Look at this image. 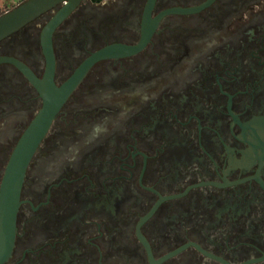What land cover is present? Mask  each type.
Segmentation results:
<instances>
[{"label": "flooded vegetation", "instance_id": "1", "mask_svg": "<svg viewBox=\"0 0 264 264\" xmlns=\"http://www.w3.org/2000/svg\"><path fill=\"white\" fill-rule=\"evenodd\" d=\"M150 0H84L52 37L60 89L135 47ZM147 44L95 62L26 170L3 264H264V0H156ZM48 12L0 41V192L44 99ZM6 59V60H2Z\"/></svg>", "mask_w": 264, "mask_h": 264}, {"label": "water", "instance_id": "2", "mask_svg": "<svg viewBox=\"0 0 264 264\" xmlns=\"http://www.w3.org/2000/svg\"><path fill=\"white\" fill-rule=\"evenodd\" d=\"M84 0H24L15 8L0 16V41L18 32L26 25L42 15L56 10V14L43 29L41 45L46 55L48 69L44 80L38 81L19 63L25 74L38 86L44 99V106L38 117L31 124L20 140L8 164L0 192V264L10 257L15 243L16 220L21 205L20 196L24 184L26 170L46 135L50 124L63 106L71 91L79 83L88 69L98 60L117 56L130 55L141 50L152 35L153 28L159 20L170 13H191L193 10H171L162 13L152 24L151 12L156 0H150L144 14V33L140 45L135 47L125 45L108 46L94 54L75 75L60 89L53 84V48L52 37L61 23L75 11ZM6 60V59H2Z\"/></svg>", "mask_w": 264, "mask_h": 264}, {"label": "rangeland", "instance_id": "3", "mask_svg": "<svg viewBox=\"0 0 264 264\" xmlns=\"http://www.w3.org/2000/svg\"><path fill=\"white\" fill-rule=\"evenodd\" d=\"M23 1L24 0H0V16L10 11L11 9L15 8Z\"/></svg>", "mask_w": 264, "mask_h": 264}, {"label": "trees", "instance_id": "4", "mask_svg": "<svg viewBox=\"0 0 264 264\" xmlns=\"http://www.w3.org/2000/svg\"><path fill=\"white\" fill-rule=\"evenodd\" d=\"M3 15V14H2Z\"/></svg>", "mask_w": 264, "mask_h": 264}]
</instances>
